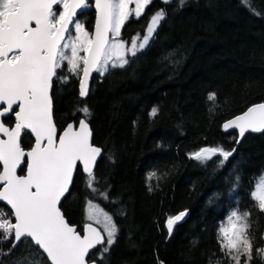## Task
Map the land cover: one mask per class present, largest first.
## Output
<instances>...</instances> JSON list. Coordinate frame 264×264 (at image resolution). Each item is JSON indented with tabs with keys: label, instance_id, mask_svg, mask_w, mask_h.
Segmentation results:
<instances>
[{
	"label": "trees",
	"instance_id": "obj_1",
	"mask_svg": "<svg viewBox=\"0 0 264 264\" xmlns=\"http://www.w3.org/2000/svg\"><path fill=\"white\" fill-rule=\"evenodd\" d=\"M159 10L166 17L148 48L123 68L94 72L84 98L77 95L78 78L58 69L59 77L69 79H55L51 91L57 131L84 119L80 109L87 107L91 143L102 149L93 168L97 191L87 187L78 167L59 208L79 232L89 200L112 216L116 242L103 260L101 245L91 251L89 260L97 264H230L217 229L239 206L251 212V264H264V256L255 254L264 248V212L250 198L253 178L264 171V131L247 132L236 143L234 130L221 129L227 118L264 102V0H151L140 18L125 23L121 39L142 34ZM76 18L90 31V6ZM211 93L214 101L208 100ZM2 122L11 125L12 116ZM31 143L22 133L21 146ZM215 146L236 151L223 164L219 155L204 162L190 157ZM180 210L187 216L169 235L165 222ZM10 248L11 240L0 242L3 252ZM35 248L22 241L0 254V264L39 259ZM40 264L49 263L43 256Z\"/></svg>",
	"mask_w": 264,
	"mask_h": 264
},
{
	"label": "snow or ice",
	"instance_id": "obj_2",
	"mask_svg": "<svg viewBox=\"0 0 264 264\" xmlns=\"http://www.w3.org/2000/svg\"><path fill=\"white\" fill-rule=\"evenodd\" d=\"M150 2L95 0L96 20L94 33L90 34L76 19L77 10L88 7L87 0H0V121L11 114L16 121L12 128L0 122V133L7 137L0 139V202L10 206L11 217H14L12 222L6 218L8 213L0 209V242L11 240V248L7 252L0 250V254L8 255L22 241L30 239L37 246L35 251L39 259L35 255L28 257L26 264H40L44 254L50 264H88L91 250L97 245L102 246L99 259L103 260L116 242L118 229L112 216L91 200L87 205V219L102 226L103 236L90 223L84 224L81 234L66 221L58 207L69 191L78 163L83 166L87 187L97 191L93 168L102 149L90 143L91 131L86 122L90 110L87 107L80 109L85 118L80 120L79 128L68 124L57 143L51 91L55 79L68 82V76L58 75V69L65 62L68 71L79 78V94L84 97L88 94V81L93 72L103 76L109 68H123L142 54L165 19L164 10L154 13L142 34L137 33L130 42L121 39V30L133 15L140 18ZM183 3L184 0H180V4ZM132 4L134 8L130 7ZM54 5L63 10L57 14ZM215 99L214 93L209 94V101ZM156 111L154 108L152 114ZM223 127L226 131L238 129L240 137L248 131H264V103L248 107ZM24 130L35 137L28 151L21 146L22 133L27 134ZM235 151V148L229 151L222 146L202 147L190 157L204 162L219 155L223 157V164ZM25 164V174L18 175L17 170H23ZM253 179L255 184L250 198L259 211L264 212V173ZM239 180L237 176V185ZM101 195L105 199L108 197L106 192ZM185 215L181 211L168 217L169 235ZM250 217V211H241L237 206L229 211L217 229L220 250L230 264H251L254 238L249 236ZM255 254L264 256V248L255 249ZM244 257L246 259H242ZM92 264H97V259L92 258Z\"/></svg>",
	"mask_w": 264,
	"mask_h": 264
},
{
	"label": "water",
	"instance_id": "obj_3",
	"mask_svg": "<svg viewBox=\"0 0 264 264\" xmlns=\"http://www.w3.org/2000/svg\"><path fill=\"white\" fill-rule=\"evenodd\" d=\"M87 2L90 4V8L92 9V13H93V20H92V25H91V28H90V31H89V33L91 34V33H94V26H95V20H96V10H95V0H87ZM54 8L56 7V5H54L53 6ZM78 11V13H79V11L80 10H77ZM32 26L34 27L35 25H34V23L32 24ZM82 67V66H81ZM94 73V72H93ZM93 73H92V75H93ZM91 75V76H92ZM90 79H91V77H90ZM90 79H89V81H90ZM89 81H88V84H89ZM76 89H77V95H78V97L79 98H84V97H81L80 96V94H79V91H80V82H79V78H78V81H77V85H76ZM260 103H264V102H257V103H253V104H251V105H249V106H247L242 112H240V113H238V114H236V115H233V116H231V117H229V118H227L226 120H224L222 123H221V129L223 130V131H226L225 129H224V127H223V125L225 124V122H227L228 120H231V119H233L234 117H236V116H238V115H241L243 112H245L246 110H247V108L248 107H250V106H252V105H255V104H260ZM15 107V106H14ZM17 110H18V108H17ZM11 116H12V119H13V122H12V124L11 125H6L5 123H4V125L6 126V127H9V128H12V127H14L15 126V116H14V114H11ZM81 119H83L82 117H79L75 122H73V121H68L67 123H65V125L59 130V131H57V143L59 142V135L60 134H62L63 133V131H64V129L65 128H67V126H68V124H73V126H74V128L75 129H78L79 128V122H80V120ZM0 122H2V121H0ZM87 122V121H86ZM89 126V125H88ZM90 129V128H89ZM229 130H234L235 131V133H236V141L237 140H239L241 137H240V135H239V130L238 129H235V128H231V129H228L227 131H229ZM24 131H26L27 132V130H24ZM248 132H251V131H248ZM29 133V135H30V137H31V139H32V143H31V146L29 147V148H27V149H25V151H28V150H30L31 149V147L34 145V143H35V137L34 136H32L31 135V133L30 132H28ZM247 133V132H246ZM251 133H258V132H251ZM0 139H7V137L6 136H4L3 135V133H0ZM90 143H91V138H90ZM93 144V143H92ZM94 146H96V147H99V146H97V145H95V144H93ZM100 148V147H99ZM99 157V156H98ZM98 157H97V159H98ZM97 161V160H96ZM96 164V163H95ZM95 166V165H94ZM78 167H79V169L81 170V172L84 174V175H86L84 172H83V166L82 165H79V163H78ZM0 170H2V165H0ZM75 171V170H74ZM25 172H26V164L23 166V171H22V173H18V170H17V174L18 175H24L25 174ZM73 175H74V173H73ZM70 187V186H69ZM67 193V192H66ZM65 193V194H66ZM63 198V197H62ZM62 198H61V200H62ZM0 204L2 205V206H4V207H6L10 212H11V209H10V206H7L6 205V202H0ZM58 207H59V205H58ZM61 211V210H60ZM181 211H183V212H185L186 213V215L183 217V219L181 220V221H183L184 219H185V217L187 216V211L186 210H180V211H177L176 213H174L173 215H177V214H179ZM62 213V212H61ZM181 221H179V222H177V224L178 223H180ZM13 222H14V217H13ZM167 222V221H166ZM165 222V228H166V230H167V232H168V229H167V223ZM86 223H90V224H92V226L93 227H95V228H97V230L98 231H100L101 232V235L103 236L104 234H103V232L94 224V223H92V222H89V221H85V222H83L82 224H81V229H80V233L81 234H83V226H84V224H86ZM70 224V223H69ZM70 225H72V226H75L74 224H70ZM175 226V225H174ZM12 239H14V236L12 237ZM30 240V239H29ZM98 246V245H97ZM37 247V246H36ZM92 251V250H91ZM44 257H45V259L47 260V257H46V254H44ZM49 264H50V261H47ZM88 264H92V260H89L88 259Z\"/></svg>",
	"mask_w": 264,
	"mask_h": 264
},
{
	"label": "rangeland",
	"instance_id": "obj_4",
	"mask_svg": "<svg viewBox=\"0 0 264 264\" xmlns=\"http://www.w3.org/2000/svg\"><path fill=\"white\" fill-rule=\"evenodd\" d=\"M90 6V4L88 3V7ZM87 7V8H88ZM130 7L131 8H134L135 7V5L134 4H132V5H130ZM63 9H62V7L61 6H59V11L57 12V14L60 12V11H62ZM134 16V15H133ZM153 16V15H152ZM151 16V17H152ZM150 17V18H151ZM76 19H79L81 22H82V19L81 18H76ZM150 20V19H149ZM149 22V21H148ZM148 22H147V24H148ZM146 24V25H147ZM71 27V26H70ZM76 35V33H75V30H74V28L72 29V36L74 37ZM130 42V41H129ZM70 54V53H69ZM81 55H83V53H81ZM61 69H63V71H66L67 73H70L69 71H68V66H67V64H66V62L64 63V65H63V67L61 68ZM71 74V73H70ZM261 173H264V171H262ZM260 176V175H259ZM258 176V177H259ZM93 203V202H92ZM94 204V203H93ZM87 205H88V202H87V204L85 205V209H84V217H85V220L86 221H89L88 219H87ZM95 205V204H94ZM89 222H92V223H94L102 232H103V228H102V226L101 225H98V224H96L94 221H89ZM104 234V233H103Z\"/></svg>",
	"mask_w": 264,
	"mask_h": 264
},
{
	"label": "built area",
	"instance_id": "obj_5",
	"mask_svg": "<svg viewBox=\"0 0 264 264\" xmlns=\"http://www.w3.org/2000/svg\"><path fill=\"white\" fill-rule=\"evenodd\" d=\"M0 209H3L4 212L8 213V217H6V218L11 219L12 222H13V217H11V212L6 207H4V206H0ZM1 235H2V233H1Z\"/></svg>",
	"mask_w": 264,
	"mask_h": 264
}]
</instances>
